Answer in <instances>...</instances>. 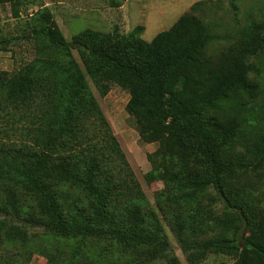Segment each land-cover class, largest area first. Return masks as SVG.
<instances>
[{"label": "trees", "instance_id": "obj_1", "mask_svg": "<svg viewBox=\"0 0 264 264\" xmlns=\"http://www.w3.org/2000/svg\"><path fill=\"white\" fill-rule=\"evenodd\" d=\"M206 5L195 3L151 42L140 36L144 27L121 37L86 30L67 41L48 12L31 25L34 60L13 73L0 71L8 109L0 118L32 137L37 149L0 150V189L8 192L0 198V224L11 216L61 221L94 237L103 251L132 248L149 263L181 264L147 203L134 194L116 208L117 196L135 187L122 177L115 136L88 80L100 90L107 78L129 94L127 112L140 139L159 143L149 174L164 182L182 211L172 230L189 264L209 254L264 264V206L234 186L248 158L264 160V140L239 152L238 123L223 125L218 116L224 103L257 91L251 76L264 56V27L246 24L219 48ZM9 42L0 37V50ZM210 189L221 210L205 220ZM23 196L35 202V214L26 216Z\"/></svg>", "mask_w": 264, "mask_h": 264}, {"label": "rangeland", "instance_id": "obj_2", "mask_svg": "<svg viewBox=\"0 0 264 264\" xmlns=\"http://www.w3.org/2000/svg\"><path fill=\"white\" fill-rule=\"evenodd\" d=\"M206 2L203 12L215 24L220 36L218 47L229 46L233 37L246 24L256 21L264 27V0H17L15 6H0V37L10 41L0 50V71L13 73L31 63L36 54L30 41V29L45 13H50L67 41L83 31L90 30L125 36L137 27H144L141 38L151 42L159 33L170 30L182 15L197 2ZM204 13V14H205ZM76 59L80 62L77 54ZM258 70L251 78L258 88L253 97H235L223 104L218 113L220 123H238L240 134L238 151L254 147L264 140V56ZM91 91L101 112L110 125L118 146L122 177L134 191L121 193L116 198V208L122 209L130 196L147 203L159 219V227L166 235L174 254L181 264H189L178 245L172 230V221L182 214L171 198V193L161 180L150 176V156L159 149V143H146L127 112L129 94L107 78L98 89L88 78ZM8 110L0 97V115ZM12 110V109H10ZM1 117V116H0ZM24 126V124H20ZM229 125V124H228ZM37 147L25 132H15L9 122L0 118V150L33 152ZM241 168L234 186L247 192L256 203L264 206V160L251 162ZM211 201L204 200L202 214L218 216L221 202L210 189ZM8 192L0 189V198ZM21 207H28L27 215L36 213L35 202L30 197H20ZM94 237L82 233L75 226L61 221L37 224L28 218L11 216L0 224V264H162L142 260L132 248L123 251L113 247L106 251ZM231 258L209 254L200 264H232Z\"/></svg>", "mask_w": 264, "mask_h": 264}]
</instances>
